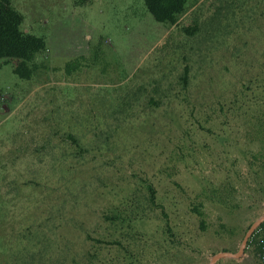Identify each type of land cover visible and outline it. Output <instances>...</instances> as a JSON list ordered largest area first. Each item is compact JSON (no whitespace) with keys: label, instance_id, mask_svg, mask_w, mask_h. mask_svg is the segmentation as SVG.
<instances>
[{"label":"rangeland","instance_id":"rangeland-1","mask_svg":"<svg viewBox=\"0 0 264 264\" xmlns=\"http://www.w3.org/2000/svg\"><path fill=\"white\" fill-rule=\"evenodd\" d=\"M11 5L45 50L29 80L0 58V264L237 252L264 216V0H188L173 26L144 0Z\"/></svg>","mask_w":264,"mask_h":264},{"label":"trees","instance_id":"trees-1","mask_svg":"<svg viewBox=\"0 0 264 264\" xmlns=\"http://www.w3.org/2000/svg\"><path fill=\"white\" fill-rule=\"evenodd\" d=\"M84 4L90 0H77ZM188 0H144L147 11L155 21L170 26L177 24L179 18L186 12ZM23 16L18 13L11 5V0H0V58H14L21 63L14 69V72L22 79L29 80L41 64L36 63V55L45 50V41L43 38L24 31L21 27ZM187 30V29H186ZM187 70L181 77L186 81ZM150 191L151 188L149 187ZM153 195H151V199ZM130 220V219H129ZM129 222V221H128ZM264 228L261 223L255 230L247 245L254 246V253L264 250V235L260 233ZM165 232L172 234L171 229L166 226ZM128 249H125L127 252ZM126 264H136V260L128 257Z\"/></svg>","mask_w":264,"mask_h":264},{"label":"water","instance_id":"water-1","mask_svg":"<svg viewBox=\"0 0 264 264\" xmlns=\"http://www.w3.org/2000/svg\"><path fill=\"white\" fill-rule=\"evenodd\" d=\"M261 223H264V216L260 217L259 219H257L255 222H253L251 224V226L247 230V232H246V234L242 240L241 246L237 252H235V253L228 252V251L219 252L211 258L210 264H214L220 258L238 259L244 253V249L247 246V242H248L249 238L253 235L254 231L259 227V225Z\"/></svg>","mask_w":264,"mask_h":264},{"label":"built area","instance_id":"built-area-1","mask_svg":"<svg viewBox=\"0 0 264 264\" xmlns=\"http://www.w3.org/2000/svg\"><path fill=\"white\" fill-rule=\"evenodd\" d=\"M258 257L262 263H264V250L258 253Z\"/></svg>","mask_w":264,"mask_h":264}]
</instances>
